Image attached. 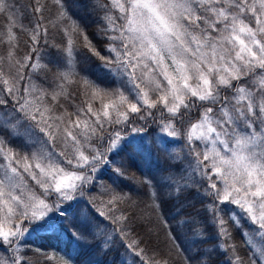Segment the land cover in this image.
<instances>
[{
    "label": "snow or ice",
    "instance_id": "obj_1",
    "mask_svg": "<svg viewBox=\"0 0 264 264\" xmlns=\"http://www.w3.org/2000/svg\"><path fill=\"white\" fill-rule=\"evenodd\" d=\"M54 2L58 14L53 27L62 31L67 41L63 47L53 45L63 58V67L57 70L50 99L55 102L57 89L63 90L60 81L69 82L71 76H77L93 90V97L114 94L119 98L118 105H111L115 118L106 110L110 105H105L103 112L107 123L117 127L112 128L107 140L100 134L103 125H99V131L92 128L76 134L68 127H54L50 121H59L60 117L29 99L31 77L21 73L34 57H24L17 63L11 83L7 79L0 83V264H30L25 245L27 237L38 229L53 234L70 231L74 238L85 241L90 236L104 254L121 255L123 249L124 254L145 264L140 247L143 241L131 237L128 216L117 215L112 207L122 197L109 199L104 211L84 198L86 190H95L100 166L111 164L106 156L118 151L125 139L122 132L142 131L128 128L131 114H138L145 128L149 122L154 125V133L169 141V146L173 142L185 146L184 157H176L178 165L162 178L176 188L173 200L190 193L200 196L213 220L217 207L224 211L231 204L239 207L257 230H264V0H94L101 13L100 31L107 41V55H101L88 41L63 0ZM33 10L41 11L39 0H35ZM10 11L11 0H0V15ZM40 19L37 17L32 29L36 42L41 38L36 31L41 27ZM73 34L83 36L84 47L101 61L105 71L128 87L135 102L120 89L110 92L80 76L73 67L77 51ZM4 35L11 45L13 30ZM250 73L253 80L246 82L254 87L242 86L239 82ZM224 91L232 95H223ZM119 106L127 110L121 112ZM197 109L200 115L194 121ZM76 127H80L78 122ZM16 140L24 141L29 150L19 151L13 144ZM54 140L70 142L72 158L50 151ZM105 148L107 151L102 150ZM26 179L32 182L31 187ZM82 200L89 211L82 217L76 213L77 223L69 230L57 218L67 220L74 209L82 213ZM177 207L174 219L178 227H188L195 249L191 259L197 264H215L214 257L220 255L223 264H234V256L229 253L234 254L236 249L226 239L230 234L223 227L224 221H219L221 226L213 238L203 223Z\"/></svg>",
    "mask_w": 264,
    "mask_h": 264
},
{
    "label": "trees",
    "instance_id": "obj_2",
    "mask_svg": "<svg viewBox=\"0 0 264 264\" xmlns=\"http://www.w3.org/2000/svg\"><path fill=\"white\" fill-rule=\"evenodd\" d=\"M34 2L35 0H11L13 11L0 15V37H3V42H0V83L4 79L11 83L17 63L24 57H34V61L28 62L30 66L21 69V73L31 77L32 91L41 106L50 108L54 117H60V120L56 121V127H68L71 130L72 123L91 118L95 111L104 109L105 105H110L109 108H113L111 105H118L119 98L114 94L93 97V90L86 88L79 81V77L71 76L69 82L60 81L63 90L57 89V100L54 102L50 99L52 89L55 87L57 70L63 67V58L53 45L63 47L67 37L53 27L58 14L54 0H39L40 12H34ZM102 2L106 3L107 0ZM63 3L68 13L79 22L88 41H91L101 55H107L104 50L107 41L100 31L99 5L94 0H63ZM37 17H41L39 21L41 27L36 29L41 37L39 42L32 39L34 35L32 29L37 24ZM10 28L14 32L11 45L8 36L4 35ZM44 29H47L46 33ZM71 38L74 49L77 50L73 67L80 76H86L110 92L120 89L128 100L134 101L128 87L105 71L101 67V61L84 47L83 36L73 34ZM33 63L35 67H32ZM258 71L260 70L257 69ZM245 79L239 83L243 85ZM19 86L23 89L24 83L20 82ZM40 88L47 91L41 92ZM149 93L154 99V94L151 91ZM222 94L232 95L228 91ZM89 107L91 111H88ZM111 112L115 117V110L111 109ZM199 115L200 110H194L193 120L195 121ZM0 118H3L2 113ZM130 119L132 123L128 128L142 131L139 134L125 131L130 138L123 140L117 152H108L106 159L110 160L111 164L97 174L99 179L95 190H86L84 198L91 201L95 208L104 211V205L109 199L115 196L122 197V200L112 207L117 215L123 213L128 216L131 237L143 241L140 247L144 249L142 259L145 264H152L153 261H166L167 264H197L196 260L191 259L195 249L188 227H178L174 219L179 211L177 205L183 207L186 214L203 223L208 229V235L213 238L217 228L221 226L219 221H224L223 227L227 228L230 234L226 239L236 249L234 254L229 253L230 256H234V264H264V234L257 230L258 226H253L239 207L227 204L224 211L217 207L216 219L213 220L205 210V204L201 202L200 196L190 193L180 200L172 199L176 188L171 184H165L162 178L178 165L176 157H184L185 146L174 142L169 146V141L154 133V125L149 122L148 127H144L145 122L138 118V114H131ZM107 120L103 118L102 122H94L97 131L99 125L104 126L100 134L105 140L108 139L112 128L117 127L109 125ZM20 133L27 139L23 129ZM13 144L22 153L29 150L22 140L13 141ZM63 148L68 150L67 147ZM53 150L56 154L60 153L56 148ZM103 150L107 151L106 148ZM200 160L202 161V156ZM184 164L187 167L188 161L184 160ZM192 167H195V164ZM189 171L191 172V168ZM213 179L218 180V177L213 175ZM147 181L152 183L148 184ZM81 208L82 213L80 209H74L68 214L67 220L60 218L57 220L71 230L77 223L75 214L79 213L82 217L89 211L84 200L81 201ZM172 237L176 239L173 240ZM86 241L74 238L70 231L61 230L53 234L38 229L27 237L25 245L28 249L27 259L30 264H122L124 259L127 260V264H140V261L135 260L131 254H124L123 249H120L121 255L116 252L104 254L90 236H86ZM129 242L125 240V243ZM214 260L215 264H223L224 257L216 255Z\"/></svg>",
    "mask_w": 264,
    "mask_h": 264
},
{
    "label": "rangeland",
    "instance_id": "obj_3",
    "mask_svg": "<svg viewBox=\"0 0 264 264\" xmlns=\"http://www.w3.org/2000/svg\"><path fill=\"white\" fill-rule=\"evenodd\" d=\"M258 72H259V71H258ZM246 78H247V80L245 79V80L242 82V83H243L242 86H244V87H254L253 84L246 82V81H252V80H253V74H249V76L246 77ZM257 78H258V77H257ZM234 83H235V82H234ZM141 88L144 89V90H146V91H149V92H150V90H149L148 88H146L144 84H141ZM257 95H259V93H257ZM149 96H150V93H149ZM29 99L32 100L33 103H35L37 106L42 107V106H41V103L39 102V100L37 99V97H35L33 91H32V95L29 96ZM132 102H135V100L132 101ZM42 108H43V107H42ZM111 109H113V111H114V107H113V108H109V107H108L106 110L110 113V115L112 116V118H115L114 115H112ZM126 110H127V109H126L125 107H124V108H121V107L119 106V111L123 112V111H126ZM104 111H105V108L102 109V110H99V111H95V112H94L95 115H92L91 118H89V119H87V120H85V119H83V120H78L77 122H78L79 125H80L79 128L76 127V123H77V122L72 123V124H71V130L73 131L74 134H76V133H78V132H83V131H89V130H91L92 128L95 127L94 122H97V116H99V122H102V119H103V118H104V119L107 118V117H104V116H103V112H104ZM46 115H48V114L46 113ZM107 119H108V118H107ZM121 119H122V117H121ZM50 123H53V126L56 127V122L50 121ZM122 136H124L125 139L130 138V135H129V134H126L125 132L122 133ZM122 142H123V141H122ZM122 142H121V144H122ZM52 145H53V148H56V150H59V152H60V153H63L67 158H72V151H73V149H72V146H71V143H70V142H68L67 144H65V143H63V142H59L58 140H54V141H52ZM63 147H67L66 149H68V150H65ZM53 148L50 149V151H53L54 154H56V151L53 150ZM102 150H103V149H102ZM64 151H65L66 153H70V155H67ZM107 167H108V166H103V165H102V167L100 166V169L103 170V169H106ZM101 170H100L99 172H101ZM99 172H98L97 174H99ZM26 182L28 183V186L31 187L32 182H31L30 180H27V179H26ZM247 217H248V216H247ZM261 231H262L263 234H264V230H261Z\"/></svg>",
    "mask_w": 264,
    "mask_h": 264
}]
</instances>
